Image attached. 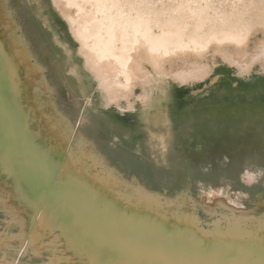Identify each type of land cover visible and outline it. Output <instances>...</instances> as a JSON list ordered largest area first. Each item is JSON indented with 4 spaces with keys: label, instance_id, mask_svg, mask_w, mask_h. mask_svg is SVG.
Masks as SVG:
<instances>
[{
    "label": "bare ground",
    "instance_id": "6f19581e",
    "mask_svg": "<svg viewBox=\"0 0 264 264\" xmlns=\"http://www.w3.org/2000/svg\"><path fill=\"white\" fill-rule=\"evenodd\" d=\"M51 3L97 88L84 99L78 117L65 110L63 105L75 107L78 94L60 90L66 81L55 80L62 72L63 46L48 42L19 0H2L0 251L17 239L21 253L41 264H264V217L249 215L223 190L203 189L195 197L186 183H174L173 194L148 187L137 174H150V165L155 174L164 168L144 160V171H135L125 153L151 150L165 161L173 150L171 131L179 154L190 143L205 153L214 148L221 134L211 127L222 111L207 110L204 129L182 130L173 84L191 92L204 84L201 96L214 101L221 96L217 83L226 81L239 112L224 121L261 135L264 0ZM3 23L12 28L11 37ZM257 32L262 38L250 46ZM209 56L227 69L216 70L218 65L206 61ZM112 105L122 112L131 106L143 130L139 137L124 144L109 138L108 127L95 115ZM242 138L236 149L249 141ZM120 148L125 152H116ZM193 152L181 158L215 156ZM246 178L254 175L246 172Z\"/></svg>",
    "mask_w": 264,
    "mask_h": 264
},
{
    "label": "rangeland",
    "instance_id": "374dc122",
    "mask_svg": "<svg viewBox=\"0 0 264 264\" xmlns=\"http://www.w3.org/2000/svg\"><path fill=\"white\" fill-rule=\"evenodd\" d=\"M226 1V0H221ZM20 6L29 8L32 12V19L34 26L38 29L41 34H45L50 44L60 48L63 46L61 55L62 59L59 63L62 68L61 74L58 72L59 78H55L56 81L61 83V80H65L64 84H60L58 88L65 92L76 90L78 97L73 101L74 108H69L67 105H63L65 110L72 113L73 117L76 118L79 115L81 105L84 99L90 94L91 91L96 90L97 82L93 75L84 65V60L77 52L78 44L71 38L67 24L55 11L51 0H19ZM45 10L47 15L43 16L42 11ZM4 9L2 7V0H0V18L4 19ZM6 29L7 35L11 37L12 28L10 25L3 23ZM262 32H257L251 38V45L257 42V39L262 38ZM209 63H215L218 65L216 70L220 68L227 69V66L218 57L209 56L206 58ZM229 70V69H228ZM225 74L227 77L231 75V72ZM50 75V74H49ZM51 76V75H50ZM228 79V78H227ZM226 86V81L222 80L216 85V90L221 94L218 100L209 101L202 97V88L204 84L194 85V90L191 92V87L179 84H173L175 109L176 113L181 112L182 123H179V127L185 130L187 127H194L204 129L207 127L205 115L208 113L207 110H219L221 113L216 119L214 125L211 128L217 129L216 131L221 134L212 142L214 148L208 149V153L203 152L200 148L201 145L190 143L187 148H184L181 153L174 147L176 146L175 135L173 131L171 134V150L168 153V157L165 161L156 159L155 153L151 150H145V152H138V149H134L132 152H125L121 148L117 149L116 152H125L129 155V162L132 168L137 170H143L147 167L145 162H156L164 168L162 173L155 174L156 169L152 165H148L150 174H137L140 180L147 183L148 187L153 189L162 188L169 194L175 193L172 189V185L175 183L176 186H183L185 183L191 189L192 195L195 197L201 196L203 189L223 190L235 204L241 205L246 209V213L254 215L258 218L264 217V125L261 128V135L256 131L248 130V133H243V124L241 123H227L224 121V116L233 117L238 114L239 110H236L237 101L232 99V92ZM228 98V99H226ZM202 99L204 102L202 103ZM70 102V101H69ZM72 106V105H71ZM118 111H117V109ZM131 106H127L125 111H120L116 105H112L107 113H97L95 120L97 123L106 125L108 127L112 140L124 144L123 140L131 141L136 138L140 132L139 124L135 120V113L130 110ZM134 108H137L134 107ZM257 110V109H256ZM121 114V115H120ZM182 126V127H181ZM204 126V127H203ZM185 128V129H184ZM223 130V131H222ZM230 130L231 133L227 134ZM206 131V129H205ZM183 132V131H182ZM237 133V138L234 139V133ZM242 135H245L249 140L244 143V146L236 149L239 144L241 145ZM145 137V136H144ZM143 137V138H144ZM220 137V139H218ZM230 139H234L231 142ZM137 145V144H135ZM139 145V144H138ZM137 145V146H138ZM198 151L202 155H215L211 157L193 159L181 158L185 153L194 155L193 151ZM144 154L143 158H140V154ZM138 157H137V156ZM147 160V161H144ZM230 162L231 167H229ZM168 170L176 172L179 175H183V180L170 177ZM165 171V172H164ZM179 172V173H178ZM246 172H250L254 175V180H247ZM181 173V174H180ZM213 177H210V175ZM210 177V178H209ZM155 178H160V182L154 181ZM206 178V179H205ZM251 181V182H250ZM21 234V233H20ZM19 240H11L7 244L9 250L6 252L0 251V259L4 258L0 264H14L15 261L20 264H41L35 262L29 255L21 253ZM47 258V257H45ZM38 260V257H36Z\"/></svg>",
    "mask_w": 264,
    "mask_h": 264
},
{
    "label": "crops",
    "instance_id": "0c3cea01",
    "mask_svg": "<svg viewBox=\"0 0 264 264\" xmlns=\"http://www.w3.org/2000/svg\"><path fill=\"white\" fill-rule=\"evenodd\" d=\"M139 128H140V132H139V134L137 135V137H139L141 134H142V127H141V125L139 124Z\"/></svg>",
    "mask_w": 264,
    "mask_h": 264
}]
</instances>
